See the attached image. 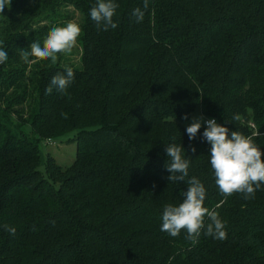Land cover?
<instances>
[{"label":"trees","instance_id":"obj_1","mask_svg":"<svg viewBox=\"0 0 264 264\" xmlns=\"http://www.w3.org/2000/svg\"><path fill=\"white\" fill-rule=\"evenodd\" d=\"M113 2L117 27L107 31L90 17L97 0H12L0 13L8 53L0 64V264H264V184L250 199L225 198L206 127L189 140L184 126L201 107L264 151V0ZM60 3L81 15L80 67L62 64L60 53L55 63H25L21 50L43 47L53 27L69 22L47 7ZM66 66L74 71L66 93L53 86L47 94ZM71 132L72 165L42 159V142ZM173 143L190 161L185 180L168 179ZM193 177L226 239L202 230L193 244L186 230L161 231L164 206L179 205Z\"/></svg>","mask_w":264,"mask_h":264},{"label":"clouds","instance_id":"obj_2","mask_svg":"<svg viewBox=\"0 0 264 264\" xmlns=\"http://www.w3.org/2000/svg\"><path fill=\"white\" fill-rule=\"evenodd\" d=\"M11 2L12 0H0V13H3L6 7L10 8ZM118 7L119 4L114 3L113 0H97L90 9V17L98 28L103 26L104 31L109 27L115 29L117 24L113 22V17ZM143 7L148 8V0H144ZM133 15L137 18V23L144 18V12L140 8L134 9ZM81 31L79 24L73 21L67 22L62 27H53L44 39L43 47L40 43L33 42L30 45L31 51L21 50L20 56L25 63L29 62V56L35 57L33 63L48 59L55 63L57 54L71 53L77 45ZM7 59L8 53L0 48V64L5 63ZM73 79V69L66 66L64 73L52 77L46 93L51 94L53 86L60 93H66ZM233 119L239 120V115L234 116ZM202 122L207 125L202 136L211 145L210 165L220 193L225 198L234 193L243 194L246 200L254 197L261 184H264V151L254 143L252 137L238 131H230L229 128L218 124L214 118L204 120L202 116L194 118L187 126L189 140L196 138ZM192 150L195 151L194 148ZM165 151L170 160L166 163V169L171 173L168 177L169 181L185 180L190 166V161L183 155L185 149L173 143L168 144ZM187 184L188 189L183 193L184 199L179 205L164 206L161 231L177 237L181 230H186V239L193 244L198 241L202 230L207 236L219 240L226 239L225 222L219 218L215 210H209L204 206L206 197L204 185L195 177L187 180ZM206 218L210 221L207 224H205ZM5 227L11 234H15V228Z\"/></svg>","mask_w":264,"mask_h":264},{"label":"rangeland","instance_id":"obj_3","mask_svg":"<svg viewBox=\"0 0 264 264\" xmlns=\"http://www.w3.org/2000/svg\"><path fill=\"white\" fill-rule=\"evenodd\" d=\"M48 8H50L52 11H56V15L58 17H55L57 20H65L64 18H70L69 21H73L78 23L80 20V12L76 10L72 5H68L66 3H60L57 7L54 9L52 5H48ZM36 22H33L32 26L33 29L37 30L40 29L43 25H46L49 23V20L44 21L40 25H34ZM67 24V23H66ZM30 31H26L25 34H29ZM62 56V64L65 65H74L75 67H80V59L82 55V49L77 41V45L72 49L71 53H60ZM13 91V89L10 90V93ZM203 117L204 120L207 118L203 115L201 107H197L195 111L191 114L190 119L184 124V126L187 128L189 126L194 118ZM14 117H17L16 114H14ZM204 127V123L202 122L201 128ZM25 130L28 132L29 127H25ZM76 137V132L68 133L67 135L63 136L60 139L53 140L52 142H42L40 144V151L42 154V159L44 160L47 155L52 156L56 163L61 166L62 168H67L75 160L76 156V150H77V143L74 141ZM41 170H43V166H41Z\"/></svg>","mask_w":264,"mask_h":264},{"label":"built area","instance_id":"obj_4","mask_svg":"<svg viewBox=\"0 0 264 264\" xmlns=\"http://www.w3.org/2000/svg\"><path fill=\"white\" fill-rule=\"evenodd\" d=\"M208 119H213V118H207L206 120H208ZM204 126H205V127H207V125H206V124H204ZM48 142H52V141H48Z\"/></svg>","mask_w":264,"mask_h":264}]
</instances>
